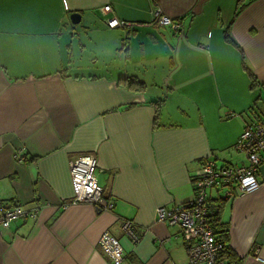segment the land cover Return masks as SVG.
<instances>
[{"label":"crops","instance_id":"crops-1","mask_svg":"<svg viewBox=\"0 0 264 264\" xmlns=\"http://www.w3.org/2000/svg\"><path fill=\"white\" fill-rule=\"evenodd\" d=\"M156 10L179 29L160 26ZM113 17L131 26L108 29ZM259 119L264 0H0V204L39 208L0 234V264H106L105 232L125 264H186L184 233L156 209L191 201L205 160L246 166L233 147ZM84 155L110 210L61 208L72 198L68 162ZM260 160V188L235 190L219 212L240 264H264V151Z\"/></svg>","mask_w":264,"mask_h":264},{"label":"built area","instance_id":"built-area-1","mask_svg":"<svg viewBox=\"0 0 264 264\" xmlns=\"http://www.w3.org/2000/svg\"><path fill=\"white\" fill-rule=\"evenodd\" d=\"M110 12V6L106 5L102 8L104 15ZM155 18L160 26H169L172 30L179 29V24L165 16H160L159 10H156ZM105 23L108 29L131 26L114 17L106 19ZM233 148L245 154L246 166H217L213 160H205L194 178L192 186L194 198L178 206L156 209L158 223L177 227L184 233L187 243L186 264H235L226 258L224 244L214 235L208 207L211 200L209 192L214 190L217 198L226 200L233 197L235 190L240 194H249L260 188L257 171L261 164V152L264 151V119L248 123ZM13 157L18 163L26 161L21 149L16 150ZM97 167L96 159L92 155L80 156L68 162L72 198L70 202L62 204L61 208L77 203H90L102 210L112 209L111 201L102 197V189L96 178ZM38 210V207L25 209L21 206L6 207L0 204V234L8 231L19 219L27 217L34 219ZM120 228L133 243H137L141 237V232L136 230L132 221H122ZM97 244L109 258L106 264H125L121 245L115 237L105 232L100 236ZM257 260L262 261L260 258Z\"/></svg>","mask_w":264,"mask_h":264},{"label":"trees","instance_id":"trees-1","mask_svg":"<svg viewBox=\"0 0 264 264\" xmlns=\"http://www.w3.org/2000/svg\"><path fill=\"white\" fill-rule=\"evenodd\" d=\"M226 40L228 42L232 43V41L229 40V38H226ZM249 76H251L252 86L255 85L256 80H255L254 76L251 73H249ZM124 81L127 82V85L130 89H133L136 91H142L144 89V84L141 82H138V81L132 80V79L124 80ZM224 201H226V200L222 199V198L209 200V206L208 207L210 210V218H211L210 223H212L214 235H216V238L218 239V241L220 243L224 244L223 246H224V253L226 255V258H228L230 261H232L235 264H240V260H236V258H234L235 256L227 244L228 237L226 234L227 233L226 226L223 222H219L220 221L219 212H220V209H221ZM186 245H187V243H186Z\"/></svg>","mask_w":264,"mask_h":264},{"label":"water","instance_id":"water-1","mask_svg":"<svg viewBox=\"0 0 264 264\" xmlns=\"http://www.w3.org/2000/svg\"><path fill=\"white\" fill-rule=\"evenodd\" d=\"M70 20L73 24H78L80 21V15L77 13H73L70 15Z\"/></svg>","mask_w":264,"mask_h":264}]
</instances>
